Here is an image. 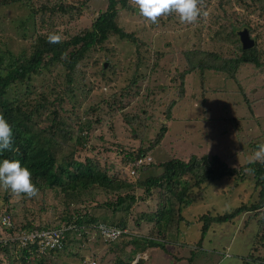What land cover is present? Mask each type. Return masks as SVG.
Returning a JSON list of instances; mask_svg holds the SVG:
<instances>
[{"label":"rangeland","instance_id":"1","mask_svg":"<svg viewBox=\"0 0 264 264\" xmlns=\"http://www.w3.org/2000/svg\"><path fill=\"white\" fill-rule=\"evenodd\" d=\"M77 1L30 0L37 10L42 7L48 11ZM104 3L105 0H90L80 8V17L70 23L64 20L58 23L56 15V26L41 31L32 27L37 23L25 21L26 8L17 4L6 6L0 10V48L13 55L28 54L34 36L55 32L64 40L88 28L97 13L103 11ZM232 11L237 15L240 13L236 7ZM247 15L243 12L237 19H242L247 29H253L250 39L255 40L264 59V22L255 15ZM32 19L38 22L37 17ZM21 22L31 29L25 32L23 26H18ZM168 23L163 19L162 23L149 25L138 13L118 10L117 24L124 32L132 33L135 44L114 38L109 43L112 51L86 54L72 70L68 90L62 84L66 70L59 64L52 65L48 72L43 71L32 82L34 86L51 81L61 83L54 89L63 95L56 101L57 105L62 102V115L69 111L64 116L72 121L76 115L64 102L67 97L68 103L75 105L76 116L88 122L85 146L76 155L77 160L88 155L95 157L108 175H115L132 187L137 181L142 184L147 177L158 176L161 169L143 166L133 179H128L126 172L131 162L123 160L125 152L135 154L137 149H144L143 157L150 158L152 165L163 163L169 157L187 161L190 156L215 155L224 160L228 168L241 169L253 155L250 145L264 143V61L260 69L240 65L233 77L215 71L204 72L202 78L197 71L184 75L187 64L182 53L185 50L219 52V44L212 38L217 28L226 25L225 19H216L213 24L208 15L201 24L184 26V23L173 22L165 27ZM137 54L144 57L141 62H137L140 59ZM103 63L106 67L100 76ZM172 106L171 115L166 118ZM161 128L162 138L156 144L154 139ZM244 175L242 180L229 178L221 183L214 182L215 185L206 184L209 190L223 188L219 193H212L214 197L184 211L186 223L183 221L178 227L173 225L178 232L177 240L174 239L175 232L167 231L170 241L165 243V252L148 249L146 259L137 264H187L184 257H189V253L192 256L189 264H264V239L257 238L256 218H249L244 224L242 216L230 222L212 224L202 236L201 225L196 222L197 215L206 209L213 208V212L220 215L229 213L238 203H252L256 194L252 191L251 175ZM187 180L192 183V178L187 177ZM144 188L130 190L134 202L122 204L116 213L95 207L102 203L113 205L120 193L94 192L91 200L85 195L77 203L67 204L61 193L53 188H38L39 195L32 199L14 197L10 191L0 189V213L8 211L16 229L26 223L32 227L52 228L62 225L67 214L78 208L86 215L94 211L99 220L105 219L106 224L123 218L126 221L124 229L131 235L155 239V230L139 218L153 213L156 202L163 195L162 189L151 188L148 193ZM125 192L128 191L123 190L120 196ZM87 230L90 235L80 237V240L70 234L65 250L47 257L44 264H85L89 259L94 264H115L118 260L130 264L132 258L142 255L139 250L133 253L129 242H123L125 240L104 243L93 231ZM177 259L182 260L177 262ZM27 264H36V260Z\"/></svg>","mask_w":264,"mask_h":264},{"label":"trees","instance_id":"2","mask_svg":"<svg viewBox=\"0 0 264 264\" xmlns=\"http://www.w3.org/2000/svg\"><path fill=\"white\" fill-rule=\"evenodd\" d=\"M89 1L78 0V4L77 2L70 3L64 7L59 6L56 10L48 11L46 8L42 9V7H40L41 10H37V7L32 6L30 0H0V10L11 4L26 8L28 14L25 21H31L32 24L37 23V26L34 24L32 27L39 28V31H41L56 26L54 20V18H57L56 15H58V23L63 22L62 20L70 23L79 18L80 8L84 7ZM77 6L78 8H76ZM234 7L240 10L238 15L232 11ZM201 8L202 11H208L209 20L213 24L216 19L222 18L225 19L226 25L217 28L218 31L212 38V41L219 44V50H217L219 52L213 53L207 50L193 49L191 51L185 50L182 53L187 64L184 75L197 71L198 76L202 78L204 72L215 71L233 77L234 72L240 65H250L254 69H260L263 66V54L259 51L257 43L254 42L255 40L251 39L253 41L252 48L248 50L241 49L237 32L246 28L245 30L250 38L253 29H247L246 23L237 18H241L243 12H245L248 14L247 16L255 15L264 22V0H214L213 3L212 0H205ZM118 10L139 14L138 9L131 3V0H105L103 11L97 13L88 28L68 36L59 44H49L47 42L49 33H46L32 38L28 54L13 55L8 50L0 48V114H3L12 126L14 139L12 150L5 151L0 155V162L4 159L19 160L22 166L28 167L32 172V180L37 188L57 189L67 204L77 203L85 195L88 200H91L94 192L115 195L120 193L121 195L123 190H127L128 192L123 193V196L118 195L115 197L113 205L108 206L102 203L95 207V209L105 210L104 212L109 213H116L122 204L127 201L134 202L133 195L129 192L134 188L145 187L144 192L148 193L151 188L162 189L163 195L156 202L153 213L144 215V218H139V220L144 219V222L150 225V229L155 230V239L150 238V236L144 238L135 234L125 237V241H123L129 242L130 247L134 250L133 253H135V250L137 252L139 250L141 254H145L146 250L152 248L165 252V243L170 241L167 231L175 232L174 239L177 240L175 235L178 232L173 225L178 227L179 223L183 221H185L184 224L186 223L183 216L184 211L189 207L201 204L206 198L214 197L212 193H219V190L223 188L209 190L206 188V184L208 186L212 183L215 185L214 182L221 183L222 180L229 178L242 180L244 174H246L244 170L253 168L255 173L250 175L252 191L256 195L252 203L248 205L238 203V206L232 207L229 213L220 215L214 213L213 208L206 209L203 213L197 215L196 222L201 225L200 236H202L212 224L230 222L240 216L244 218L242 219V224H244L247 219L256 218V235L262 241L264 239V210H262L264 208V163H249L247 161L241 166V169L228 168L221 158L219 159L215 155H202L199 158L190 156L187 161L169 157L163 163L152 165L150 158L143 157L145 155L144 149H137L135 154L125 152L123 155V160L131 162L128 171L132 170L134 172L132 177H129L128 171L126 172L128 179H133L136 172H140L143 166L151 168L152 166L153 168L158 166L161 171L158 176L147 177L142 184L137 181L132 187L130 183L120 181L115 175H108L95 157L88 155L81 160H77L76 155L85 146L87 128H89L88 122L76 116L75 105L74 103L69 104V98L67 97H65L64 102L71 106V112L74 110L76 115L73 117V121L70 117L64 116L69 111H65V114L62 115V102L57 105L56 101L63 98V95L56 93L54 89L56 86H60L61 83L51 81L34 86L32 82L34 78H39L43 71H47L52 65L59 64L66 70L62 84L68 90L71 83V72L79 65L86 54L89 52L97 54L102 51H112L113 49H111L109 43L114 38L135 44L132 33H126L118 26ZM34 17L38 18V22H34L32 19ZM162 20L159 23H162ZM164 20L169 21L168 24H164L165 27L171 23L173 24V22L183 24L175 14L164 18ZM202 22H204V19H200L198 24ZM23 23H19L18 26L22 27ZM147 23L155 25L148 21ZM184 26H188V24ZM22 28L25 32L31 29V27L24 26ZM137 57L140 58L137 62L144 59L139 54H137ZM91 63L92 65L96 64V62ZM105 67L106 63L101 64L100 76L105 71ZM51 83L52 85H50ZM172 108L173 106L168 109L165 115L166 118L170 117ZM74 125L76 126L74 127ZM73 130L74 136L72 135ZM160 131L154 139L156 144L162 138L163 128ZM262 136L264 137V131ZM259 144L261 143L257 142L250 145L251 153L257 150ZM150 150H147L146 154ZM146 159H149L147 163L145 162ZM138 160L142 163L138 167H134ZM187 177L192 178L191 184L188 183ZM81 211L82 213H80ZM87 214L84 213V210L75 208L72 214H67V217L63 219V225L72 227L70 231L65 233L66 241L70 234H74L75 240H80V237L81 239L85 238L89 232L87 229L97 235V228L101 225L119 230H125L124 228H126V221L123 218L106 224L105 219L99 220L94 211ZM257 215H261L259 221ZM2 220L5 223H2ZM48 228L51 227H32L30 223H26L20 229H16L11 222L9 212L5 210L4 213H0V256L3 257L0 259V264H27L29 261H26L28 256L26 249L18 246V243L12 241V239L23 230L30 232ZM199 239L202 238L199 237ZM119 241L116 240L112 243ZM65 246L64 244L61 251L65 250ZM131 248L129 251H131ZM53 254L55 252H49L46 256L38 258L36 264H42V262L44 264L45 259ZM191 259L190 253L189 257H184L187 264L191 262ZM181 260L177 259L176 261ZM115 264L124 263L118 260ZM125 264H129V261Z\"/></svg>","mask_w":264,"mask_h":264},{"label":"clouds","instance_id":"3","mask_svg":"<svg viewBox=\"0 0 264 264\" xmlns=\"http://www.w3.org/2000/svg\"><path fill=\"white\" fill-rule=\"evenodd\" d=\"M131 3L138 9L140 16L152 24H159L161 19L175 14L178 16L181 23L192 25L197 23L200 19L206 20L209 15L207 10L202 11L201 8L205 0H131ZM62 39L60 34L53 32L48 35L47 42L49 44H59L62 42ZM13 143L12 126L5 119L4 115L0 114V155L5 151H11ZM255 162L264 163V143L257 146V150L254 151L249 161V163ZM244 171L246 174L255 173L253 168H246ZM0 189L10 191L12 196L18 198L32 199L39 195V189L32 180V172L28 167L22 166L19 160L4 159L0 162ZM96 233L100 238L98 231H96ZM128 234L131 235V233ZM87 235H90V232H88ZM119 240L125 239L120 238ZM65 242L66 238L64 244ZM104 242L112 243L107 241ZM61 250L56 252H61ZM145 259V254L141 256L137 255L135 258L131 259L130 264H136L139 260ZM87 261L91 260H86L85 264Z\"/></svg>","mask_w":264,"mask_h":264},{"label":"built area","instance_id":"4","mask_svg":"<svg viewBox=\"0 0 264 264\" xmlns=\"http://www.w3.org/2000/svg\"><path fill=\"white\" fill-rule=\"evenodd\" d=\"M148 160L146 159L145 162L147 163ZM141 163L140 160L136 161L134 167H138ZM128 173L129 177L134 175L132 170H129ZM2 223H5V221L2 220ZM71 229V226L62 224L45 230H32L30 232L23 230L12 241H16L18 246L25 248L28 255L26 261H32L46 256L49 252L60 251L65 241V233ZM97 231L100 238L107 242H114L129 236L126 230L106 228L102 225L97 228ZM86 264H94V262L87 261Z\"/></svg>","mask_w":264,"mask_h":264},{"label":"water","instance_id":"5","mask_svg":"<svg viewBox=\"0 0 264 264\" xmlns=\"http://www.w3.org/2000/svg\"><path fill=\"white\" fill-rule=\"evenodd\" d=\"M237 37L242 50H248L252 48L253 41L249 38L245 29H242L241 31L237 32Z\"/></svg>","mask_w":264,"mask_h":264}]
</instances>
